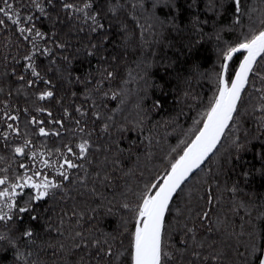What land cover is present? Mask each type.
I'll use <instances>...</instances> for the list:
<instances>
[{"label": "snow or ice", "instance_id": "obj_1", "mask_svg": "<svg viewBox=\"0 0 264 264\" xmlns=\"http://www.w3.org/2000/svg\"><path fill=\"white\" fill-rule=\"evenodd\" d=\"M210 7L217 18L232 14L210 37L219 57L215 92L192 118L188 140L157 170L149 111H165L169 100L183 104L164 122L167 131L185 108L200 107L186 77L182 96L172 94L165 77L175 64L154 49L163 9L172 17L167 31H182L180 0H0V264H264V208L236 203L241 184L264 180V11L254 20L249 0H211ZM193 15L203 33L209 22ZM113 20L121 21V44ZM133 40L141 59L121 68ZM180 47L188 57L196 49ZM158 65L164 71L149 85ZM250 151L258 167L245 161ZM225 192L227 211L244 221L239 232L225 213ZM111 217L118 224L110 230Z\"/></svg>", "mask_w": 264, "mask_h": 264}, {"label": "trees", "instance_id": "obj_2", "mask_svg": "<svg viewBox=\"0 0 264 264\" xmlns=\"http://www.w3.org/2000/svg\"><path fill=\"white\" fill-rule=\"evenodd\" d=\"M211 0H197V3L194 7L188 8L187 0H180L181 8L183 9L182 14L179 16V19L176 20L175 24L178 26L182 31L177 34L175 31L169 33L167 28L172 24V17L165 16L167 9H163L159 15V21L164 22V31L161 34L160 31H157L155 39L160 40L161 43L159 45H155L154 49L156 50L157 56L164 57V63H168L169 60H172L175 64V68L171 69V75L165 77V79L172 84L173 92L172 94L179 99L184 90L188 87L185 84L184 79L182 77H186L189 81H191V91L194 96H198L199 100L198 103L200 105L199 109L192 108L189 110L185 108V115L181 117L179 125L175 129H168L165 130L164 122L168 121L170 115L174 116L176 111L183 107V104H173L171 100L167 102L165 105V111L160 112L159 114H155L149 111L150 123L152 127V131L155 134V138L159 140L158 144H154L153 151H154V160H155V167L157 170H162L163 165L160 164L161 158L165 157L166 154L171 153L172 149L177 148L180 145L181 141H187L190 136V130L192 128V118L198 114V111H203V109L207 106L209 99L213 96L215 92V81H214V71L218 68L219 65V57L217 55L218 49L216 47V41L213 38L215 35L214 25H219L220 23L231 24L232 22V14L229 12L221 17L217 18L215 13L212 11L210 7ZM249 8L252 10L253 19L258 20L261 11H264V0H249ZM199 16L202 20L208 21L209 23L203 24V33L197 32L194 30L192 21L194 19V14ZM175 15V13H174ZM159 21L156 22L157 28H160ZM148 21L145 18H141L140 23L145 24ZM121 21L113 20L112 22V29H113V40L117 44H121V36L119 33V24ZM247 18H245V28L248 26ZM139 31V30H137ZM233 34L231 32H225V38L231 37ZM151 38V37H150ZM139 43L137 40H133L131 44L127 47V56L124 61L121 62V68L128 67L129 69H135L136 64L139 62L141 57L136 55V45ZM169 44L172 46L169 47ZM189 45L195 44L196 49L193 52L191 57H188L186 52H183L180 45ZM119 51H125L124 47H120ZM186 57L188 59L186 60ZM195 61L198 63L199 68L193 69L191 66V62ZM179 70L177 73L176 70ZM164 69L162 67L150 69L149 72L152 74L148 79V84L151 85L153 81H159L160 75L163 73ZM195 71L197 74L195 77L189 75L190 72ZM121 75H126L125 72H121ZM133 90V94L137 90L136 82L133 81L130 85ZM151 91V89H147ZM79 102V100H77ZM114 102H110V105ZM147 111V109H146ZM128 118L131 119L135 115V110L133 107H129L128 109ZM249 133H250V142L249 147H251V143H256V134L253 130V125L249 123L247 125ZM135 138V137H133ZM126 143V142H125ZM144 149L141 146L140 152L143 153ZM223 149L221 152L223 153ZM260 148L257 146L255 149L256 153H259ZM252 152L250 151L248 155L245 157V161L248 164H257L258 167V160L259 157L257 155L256 160L252 159ZM145 162V157L141 155L140 164L143 166ZM135 162H129V167H132ZM237 166L236 171H239V167ZM230 167V165H226ZM207 174V169L204 172L200 173V176L192 181V184L189 187H193L199 184V181L203 179ZM236 174L233 173L232 180H235ZM221 181L225 180L226 177L221 175ZM232 180H229L228 183L231 184ZM241 191L236 196V203L240 201H247V202H254L255 209L261 210L264 208V180H260L259 178L252 179L248 183L241 184ZM224 195V203L223 207L225 213L229 216L231 221V226L235 227L236 231H241L240 224L244 221L235 213L228 212V205L230 204L229 194L223 193ZM180 206H183V203L180 202ZM252 210V209H250ZM239 222V223H237ZM118 224V217H111L108 221L109 229L116 228ZM45 238V234L41 233V240ZM246 242V238H245ZM40 243V240L37 241ZM232 243L235 245L236 241L233 240ZM243 246V245H241ZM234 255V252H233ZM46 258H51V250L48 249L46 251ZM7 264H11V261L7 262ZM59 264H63V261H59ZM225 264H231V261H225Z\"/></svg>", "mask_w": 264, "mask_h": 264}]
</instances>
